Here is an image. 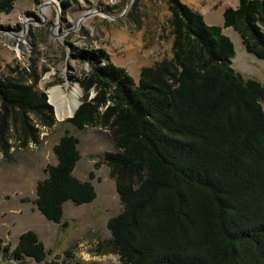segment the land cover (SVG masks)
Returning <instances> with one entry per match:
<instances>
[{"label": "trees", "instance_id": "16d2710c", "mask_svg": "<svg viewBox=\"0 0 264 264\" xmlns=\"http://www.w3.org/2000/svg\"><path fill=\"white\" fill-rule=\"evenodd\" d=\"M168 4L173 56L143 67L137 81L104 49L83 51L91 70L82 83L98 92L67 121L79 130L111 121L116 150L103 163L122 203L108 221L121 264H264V85L233 67L235 46L224 33L233 27L264 60V0L226 8L223 26L181 0ZM13 7L0 0V11ZM79 142L66 129L57 162L37 184L34 203L55 223L67 201L97 197L94 172L75 174ZM4 249L17 260L71 264L47 261L33 230Z\"/></svg>", "mask_w": 264, "mask_h": 264}, {"label": "rangeland", "instance_id": "374dc122", "mask_svg": "<svg viewBox=\"0 0 264 264\" xmlns=\"http://www.w3.org/2000/svg\"><path fill=\"white\" fill-rule=\"evenodd\" d=\"M210 25L224 24V11L239 0H181ZM168 0H14L0 11V264H45L15 259L20 235L35 231L49 252L47 261L76 264H121L108 221L122 210L106 151H115L111 121L79 130L58 115L51 89L64 94L78 88L81 101L97 95L85 50L104 49L107 61L124 67L137 81L141 69L173 56L174 35ZM235 46L233 67L245 79L264 85V60L247 51L240 34L224 28ZM104 63V62H103ZM81 104V102H80ZM264 106V102H263ZM105 106L101 108L104 112ZM69 129L80 140L75 174L92 179V203L67 201L60 223L48 220L34 203L46 168L57 162L54 146ZM100 162L96 168L95 163Z\"/></svg>", "mask_w": 264, "mask_h": 264}, {"label": "bare ground", "instance_id": "6f19581e", "mask_svg": "<svg viewBox=\"0 0 264 264\" xmlns=\"http://www.w3.org/2000/svg\"><path fill=\"white\" fill-rule=\"evenodd\" d=\"M51 99L57 106L58 115L63 119L75 112L81 102V94L78 88H75L67 95L61 87L57 86L51 89Z\"/></svg>", "mask_w": 264, "mask_h": 264}, {"label": "water", "instance_id": "95a60500", "mask_svg": "<svg viewBox=\"0 0 264 264\" xmlns=\"http://www.w3.org/2000/svg\"><path fill=\"white\" fill-rule=\"evenodd\" d=\"M83 103V100L81 101V104ZM81 104H79V106L77 107V109L75 110V112L70 116V117H73L75 114H76V112H77V110L79 109V107L81 106Z\"/></svg>", "mask_w": 264, "mask_h": 264}]
</instances>
